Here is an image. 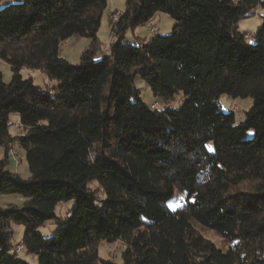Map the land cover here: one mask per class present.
I'll list each match as a JSON object with an SVG mask.
<instances>
[{
	"label": "trees",
	"instance_id": "1",
	"mask_svg": "<svg viewBox=\"0 0 264 264\" xmlns=\"http://www.w3.org/2000/svg\"><path fill=\"white\" fill-rule=\"evenodd\" d=\"M124 1L98 60L107 0L0 8V59L11 70L8 82L0 73V195L21 200L0 206V264H28L19 244L37 264H264V0ZM257 10L249 43L238 23ZM158 12L174 19L171 33L125 39ZM74 35L90 39L78 63L60 55ZM23 68L55 83L41 88ZM137 76L153 98L180 94V103L151 110ZM222 94L251 98L241 120L221 110ZM13 143L25 151L27 178L7 169ZM175 189L185 202L169 209ZM69 200L63 220L55 208ZM50 219L60 226L43 236L37 228ZM12 224L25 226L15 245ZM101 242L121 244L120 263L100 257Z\"/></svg>",
	"mask_w": 264,
	"mask_h": 264
},
{
	"label": "rangeland",
	"instance_id": "2",
	"mask_svg": "<svg viewBox=\"0 0 264 264\" xmlns=\"http://www.w3.org/2000/svg\"><path fill=\"white\" fill-rule=\"evenodd\" d=\"M17 0H0V8L3 6L13 3ZM125 1L124 0H107V7L104 10L101 18L100 27L97 31V37L99 43L98 51L95 54L94 59L98 60L101 58L103 54L107 51V46L113 37L109 31V22H112L113 17L116 15L119 16V13L124 9ZM118 18V17H117ZM261 22L260 12H257L248 18L241 20L238 23L239 31L247 34V41H251L254 43L256 40L253 37V34L256 28L259 26ZM175 24L174 19H172L168 14L158 12L156 13L148 22L143 23L142 25L137 26L132 31H128L125 33V39L129 42H133L136 44L138 41H146L152 36L159 35H167L171 33L173 25ZM150 29H155L152 31ZM90 44V39L78 35H74L61 44L60 55L64 57L67 61L71 63H78L80 54L83 50H85ZM0 73L2 74V78L5 82H8L11 78V70L9 65L0 59ZM21 74L23 77H32V80L35 84L39 85L41 88H45L46 84L49 82L50 84H54V81H48L45 74L39 70H30L23 68L21 70ZM135 86L140 90L142 100L149 104L151 101L155 102L158 99H155L151 96L149 87L145 81H143L139 76L134 79ZM182 99L180 94H177L174 99H170L166 102H161L162 105H171L177 106ZM160 101V100H159ZM158 101V102H159ZM219 104L221 110L224 112L232 111L235 115L236 121H239L243 118L244 112L249 108L251 104V98L249 97H232L228 94H222L219 99ZM152 102V103H153ZM151 109V108H150ZM152 110V109H151ZM18 121V114L11 113L9 116L10 132L12 134L18 132V128L14 127L12 124ZM253 135V130L249 129L246 133V137H251ZM16 153L14 154L16 157L13 158L10 156L9 163L7 165V169L11 172L17 173L22 178H27L29 176V172L27 169V163L25 160V151L22 148H16ZM4 153L3 146L0 145V159L2 158ZM20 204L21 200L16 195H0V206H4L7 203ZM185 202V192L180 191L178 189L174 190L173 195L167 199L164 204L169 209H175L181 206ZM75 205L74 200H69L66 202H61L56 205L55 214L57 217H61L63 220L65 219V215L68 211H70ZM195 228L203 235L205 238L211 240L214 245L220 249L221 251H226L228 248V243L225 242L222 237L213 229H210L197 221L192 220ZM60 225L55 222L54 219L47 220L43 225L39 226L37 230L43 236H50L55 232V230ZM25 230V226L21 224H12V232L13 238L12 242L17 244L20 242L22 234ZM122 250V246L119 242H101L98 246V253L100 257L105 259H111L117 263H120V252ZM17 257L25 260L28 264H37V256L35 254H28L21 249L17 252Z\"/></svg>",
	"mask_w": 264,
	"mask_h": 264
},
{
	"label": "built area",
	"instance_id": "3",
	"mask_svg": "<svg viewBox=\"0 0 264 264\" xmlns=\"http://www.w3.org/2000/svg\"><path fill=\"white\" fill-rule=\"evenodd\" d=\"M117 17H118V15L116 16H114L113 17V19L114 20H112L113 22H115L116 20H117ZM151 30V32L152 31H155V29H150ZM159 101V100H158ZM155 101V102H153V101H151L148 105H149V108H151L152 110H157L159 107H161L162 106V104H161V102L159 101ZM153 102V103H152ZM13 126L14 127H18L19 126V124L18 123H14L13 124ZM17 148V146H16V144L15 143H13L12 144V146L10 147V149H9V151H8V154L11 156V157H13V158H15L16 156L14 155L15 153H16V150L14 151V149H16ZM21 249H23V246L21 245V244H19V245H17L16 247H15V251H17V252H19Z\"/></svg>",
	"mask_w": 264,
	"mask_h": 264
},
{
	"label": "snow or ice",
	"instance_id": "4",
	"mask_svg": "<svg viewBox=\"0 0 264 264\" xmlns=\"http://www.w3.org/2000/svg\"><path fill=\"white\" fill-rule=\"evenodd\" d=\"M249 43H251V41H249Z\"/></svg>",
	"mask_w": 264,
	"mask_h": 264
}]
</instances>
